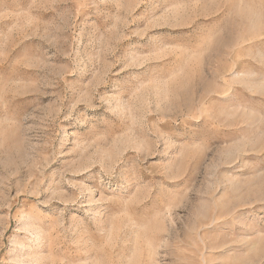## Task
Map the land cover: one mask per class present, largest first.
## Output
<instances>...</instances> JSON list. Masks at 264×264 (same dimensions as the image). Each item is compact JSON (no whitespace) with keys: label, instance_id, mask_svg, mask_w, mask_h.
<instances>
[{"label":"rangeland","instance_id":"374dc122","mask_svg":"<svg viewBox=\"0 0 264 264\" xmlns=\"http://www.w3.org/2000/svg\"><path fill=\"white\" fill-rule=\"evenodd\" d=\"M0 264H264V0H0Z\"/></svg>","mask_w":264,"mask_h":264}]
</instances>
